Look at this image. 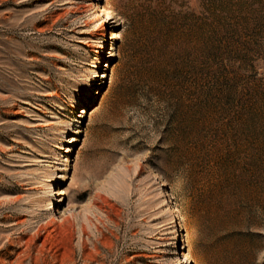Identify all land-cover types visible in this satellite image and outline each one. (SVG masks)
Here are the masks:
<instances>
[{"label":"rangeland","instance_id":"1","mask_svg":"<svg viewBox=\"0 0 264 264\" xmlns=\"http://www.w3.org/2000/svg\"><path fill=\"white\" fill-rule=\"evenodd\" d=\"M0 264H264V0H0Z\"/></svg>","mask_w":264,"mask_h":264}]
</instances>
